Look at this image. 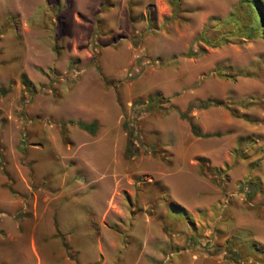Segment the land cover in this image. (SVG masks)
Masks as SVG:
<instances>
[{
	"label": "rangeland",
	"instance_id": "rangeland-1",
	"mask_svg": "<svg viewBox=\"0 0 264 264\" xmlns=\"http://www.w3.org/2000/svg\"><path fill=\"white\" fill-rule=\"evenodd\" d=\"M241 3L0 0V264H264V26Z\"/></svg>",
	"mask_w": 264,
	"mask_h": 264
},
{
	"label": "trees",
	"instance_id": "trees-1",
	"mask_svg": "<svg viewBox=\"0 0 264 264\" xmlns=\"http://www.w3.org/2000/svg\"><path fill=\"white\" fill-rule=\"evenodd\" d=\"M241 2H242L241 4H246V5H248L249 8H251L253 10V17L256 18L261 23V26H264V5H263L262 1L261 0H241ZM146 19H147L148 25L153 27V25L155 24V17H154V9L153 8L148 13V17H146ZM228 21H229V18L227 20H224L223 23L227 24ZM253 29H254L253 25H248V24L246 25V24H240L239 23V24L234 25V27L232 29V31L234 33H231V34L238 35V36H241L244 38H249L254 33ZM227 35L229 36L230 33H222L218 38L219 39L218 42L225 43L227 41V38H228ZM200 38L203 39V41H205L208 46H216L217 45V44H213L214 43L213 41L206 40L204 36H200ZM133 45H136V42H134ZM188 53H191V52L189 51ZM137 103H139L140 105L144 104V102L137 100V99L133 100L131 102L132 106L136 105ZM208 104L215 105V106H222V102L219 100L209 101ZM181 116L186 117V119L189 121V129L193 135H195V136H208L209 135L207 133H201L198 130L197 126H195V124L190 122V117H187L184 114H182ZM125 124L127 125V123H125ZM76 125L80 129H82V130H84L90 134L93 133L97 129L96 120H91L88 122L76 121ZM60 126H62V124H60ZM62 129H63V126H62ZM131 135H132L131 129L128 128V126H127V142H126L127 144H126V148H125V155H127V156L136 154V152H137L136 146L132 143ZM169 204L174 205L172 203V201H170Z\"/></svg>",
	"mask_w": 264,
	"mask_h": 264
},
{
	"label": "crops",
	"instance_id": "crops-1",
	"mask_svg": "<svg viewBox=\"0 0 264 264\" xmlns=\"http://www.w3.org/2000/svg\"><path fill=\"white\" fill-rule=\"evenodd\" d=\"M141 30V29H140ZM144 30H149V31H152L151 29H150V27H147L146 26V24H144V27L142 28V30H141V33H143V31ZM140 33V34H141ZM144 35L142 34V39H141V41L139 42V44H140V52H142L141 50H142V44H141V42L144 40ZM136 40L138 41V38H136ZM148 40V39H147ZM135 41V40H134ZM130 46H132V44H131V42L129 43V42H127V44H126V48L127 47H130ZM143 55H145V53H143ZM146 57L148 58V57H150V56H147L146 55ZM131 63V62H130ZM94 120V119H93ZM91 121V120H90Z\"/></svg>",
	"mask_w": 264,
	"mask_h": 264
}]
</instances>
